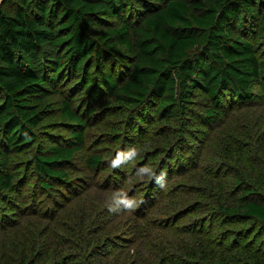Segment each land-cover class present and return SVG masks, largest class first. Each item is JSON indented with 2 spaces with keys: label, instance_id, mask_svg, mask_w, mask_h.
Wrapping results in <instances>:
<instances>
[{
  "label": "trees",
  "instance_id": "16d2710c",
  "mask_svg": "<svg viewBox=\"0 0 264 264\" xmlns=\"http://www.w3.org/2000/svg\"><path fill=\"white\" fill-rule=\"evenodd\" d=\"M97 29L103 31L96 35ZM256 35L264 37V0H2L0 228L17 225L13 218H20L26 207L19 198L33 178L35 198L63 197L74 184L70 169L85 148L86 122L96 115L91 108L83 118L64 102L62 117L73 128L65 146L38 147L19 175L11 163L13 154L28 151L38 140L37 129L45 122L48 107L43 103L47 88L77 78L78 89H92L122 111L135 112L129 122L133 133L152 116L162 125L187 118L199 94L207 102L199 118L214 128L226 107L264 106V56L253 42ZM249 130V135L235 136L231 147L233 155H242L249 163L235 177L233 197L216 200L217 195L201 192L198 197L210 203L202 222L210 226L211 236L221 221L235 227L239 244L248 247L234 255L243 261L238 264H264V144L257 141L261 156L248 158L252 145L248 151L241 148L259 132L264 140V122L243 127L244 132ZM106 164L98 155L86 160L94 174L108 168ZM155 191L149 201L161 192L159 187ZM195 207L193 212L190 207L181 209L180 215L201 211ZM53 212L52 207L47 214ZM87 221L80 219L78 227L85 231ZM87 230L86 251L100 244L98 235ZM29 234L11 244L15 249L22 243L20 264H57L52 256H60L62 248L52 242L56 239L52 226L38 224ZM71 245L67 241L63 248ZM182 250L190 259L184 264H195L196 255ZM201 250L205 260L215 264L211 238ZM0 258L1 264H11L9 258ZM234 260L228 264H236Z\"/></svg>",
  "mask_w": 264,
  "mask_h": 264
},
{
  "label": "rangeland",
  "instance_id": "374dc122",
  "mask_svg": "<svg viewBox=\"0 0 264 264\" xmlns=\"http://www.w3.org/2000/svg\"><path fill=\"white\" fill-rule=\"evenodd\" d=\"M102 31L97 29L95 34ZM253 42L259 54L264 56V37L256 35ZM131 56L135 57L136 53ZM78 84L77 78L70 77L55 88H47L43 103L48 107L44 114L45 122L37 129L38 140L28 151L11 156V163L19 175L25 171L38 147L58 143L65 146L64 139L69 138L73 128L62 117L64 102L83 118L88 116L87 109L95 110L96 115L86 122L85 148L76 154L70 169L74 179L72 189L65 190L63 197L35 198V179L30 180L19 198V202L26 203V207L20 212V218H13L17 225L0 228V257L9 258L11 264H20L24 251L22 243L15 249L11 244L26 239L30 236L29 231L41 224L52 226L56 235L52 242L62 248L60 256H52L57 264H184L190 259L183 248L196 255L195 264H212L205 260L201 252L206 238H211L216 250L215 264H228L230 259H235L236 264L242 263L241 258H234V255L248 247L244 243L239 244L235 227H226L221 221L215 224V232L211 236L210 226L202 222L211 210L210 203L200 199L198 192L211 197L215 194L216 200L223 196L233 197L235 177L249 167L242 155H233L234 137L241 133L249 135L251 130L243 131L245 125L260 126L264 122V106L226 107L216 127L211 128L199 118L204 116L207 102L196 94L190 106L191 113L197 118L190 113L187 118L172 120V125H162L152 116L140 131L133 133L129 122L136 118L135 112L122 111L92 89H78ZM189 116L193 120H189ZM257 141L264 144L260 132L248 144L238 147L248 151V145H252L255 148H252L248 158L261 156ZM132 146L138 148V157L127 165L112 169L109 165L115 154ZM90 155L103 157L108 168L95 174L89 171L86 160ZM240 160L242 164L238 163ZM144 165L152 167L157 174L161 171L167 173L166 188H160L161 192H157L152 201L148 197L152 198L158 188L153 180L148 177L128 180L135 176L137 168ZM121 188L129 196L142 201L135 212L116 214L109 212L105 206L112 192ZM222 190L227 192L222 193ZM195 206L201 211L185 217L180 215L181 209L188 210L190 207L189 212H193ZM52 207L55 212L50 219L52 214L47 212ZM34 213L39 217H33ZM84 217L88 220L85 231L78 227L79 220ZM87 229H90L91 236L98 235L100 244L86 251L83 246L89 238ZM200 240L203 245H200ZM67 241L72 245L64 249ZM80 244L82 246L78 248ZM170 246L174 248L170 249Z\"/></svg>",
  "mask_w": 264,
  "mask_h": 264
},
{
  "label": "clouds",
  "instance_id": "9594fccd",
  "mask_svg": "<svg viewBox=\"0 0 264 264\" xmlns=\"http://www.w3.org/2000/svg\"><path fill=\"white\" fill-rule=\"evenodd\" d=\"M139 154L140 153L136 146H132L124 151H119L115 154L114 158L111 159L109 166L112 169H118L133 162ZM145 177L153 180L161 189H164L167 186V173L161 171L157 174V172L148 165L137 168L135 176L128 178V180L129 182L135 178L143 180ZM140 203H142V201H138L134 196H129V194L121 188L112 192L105 206L111 213L119 214L124 212L130 214L137 210Z\"/></svg>",
  "mask_w": 264,
  "mask_h": 264
},
{
  "label": "built area",
  "instance_id": "2783aa9c",
  "mask_svg": "<svg viewBox=\"0 0 264 264\" xmlns=\"http://www.w3.org/2000/svg\"><path fill=\"white\" fill-rule=\"evenodd\" d=\"M2 0H0V4H1Z\"/></svg>",
  "mask_w": 264,
  "mask_h": 264
}]
</instances>
